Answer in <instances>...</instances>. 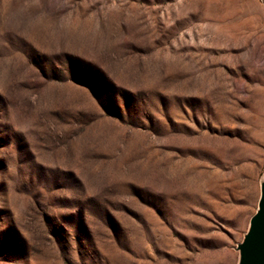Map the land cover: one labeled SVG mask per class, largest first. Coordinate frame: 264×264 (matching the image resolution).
<instances>
[{
    "label": "rangeland",
    "instance_id": "374dc122",
    "mask_svg": "<svg viewBox=\"0 0 264 264\" xmlns=\"http://www.w3.org/2000/svg\"><path fill=\"white\" fill-rule=\"evenodd\" d=\"M264 179V0H0V264H237Z\"/></svg>",
    "mask_w": 264,
    "mask_h": 264
},
{
    "label": "water",
    "instance_id": "95a60500",
    "mask_svg": "<svg viewBox=\"0 0 264 264\" xmlns=\"http://www.w3.org/2000/svg\"><path fill=\"white\" fill-rule=\"evenodd\" d=\"M237 264H264V179L256 212L252 215L244 238L237 245Z\"/></svg>",
    "mask_w": 264,
    "mask_h": 264
}]
</instances>
